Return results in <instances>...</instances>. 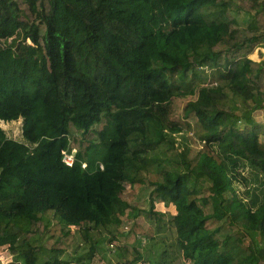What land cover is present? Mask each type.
I'll list each match as a JSON object with an SVG mask.
<instances>
[{
  "label": "trees",
  "instance_id": "obj_1",
  "mask_svg": "<svg viewBox=\"0 0 264 264\" xmlns=\"http://www.w3.org/2000/svg\"><path fill=\"white\" fill-rule=\"evenodd\" d=\"M256 110L264 0H0V121H21L18 138L0 127V264H94L140 214L149 226L118 264H264ZM98 124L66 165L74 132ZM126 183L148 190L147 209ZM75 235L90 245L79 262L57 246Z\"/></svg>",
  "mask_w": 264,
  "mask_h": 264
},
{
  "label": "rangeland",
  "instance_id": "obj_2",
  "mask_svg": "<svg viewBox=\"0 0 264 264\" xmlns=\"http://www.w3.org/2000/svg\"><path fill=\"white\" fill-rule=\"evenodd\" d=\"M234 16L236 17L238 23L241 26H245L247 23V17L244 15L242 11H238L234 13ZM252 58H257L256 54L252 56ZM254 118L256 121L261 122L264 120V115L261 110H256L254 113ZM193 120L192 117L186 118L184 123H190ZM20 126L21 121L16 120L12 122H4L0 121V127L5 131L6 135L8 137L12 138H18L20 136ZM101 124L95 125L93 132H90L85 137H82L78 132H74V135L72 136V153L75 152L78 149L82 150L86 146L87 139H94L96 140V135L94 134V131H97L100 129ZM179 132V131H178ZM175 133V137L178 142L183 143L184 137L186 136L185 130H180L181 133ZM261 140H264V135L260 136ZM122 198L126 201H128L130 204L136 205L140 209H147L148 207V190L144 188L139 189H133L131 185L128 183L125 184V191L122 194ZM155 209L162 212H168L170 214L175 213V208L173 205H163L162 203H155ZM168 215H166V220L168 219ZM146 217L144 214H140L136 217L134 220H123V230L125 232V237H122L119 241L116 240L112 241L113 247L111 248L109 245V241L106 238H104L103 242H100L99 245L96 247V253L95 256L92 259V262L94 264H118V259L120 258V253L117 248L121 245L125 244V246L128 248V252L132 253L133 247H134V241H135V233L143 231L147 229L149 224L146 221ZM74 229V228H73ZM182 234V238L180 235ZM189 238V234L185 228L182 230L179 229V236H178V244L181 247L180 251L185 253L186 250H189V246H187V241ZM51 239V240H50ZM49 240H43L45 242V247H49V245L53 244V238H50ZM100 239L97 234H93L92 238L90 239L92 243L96 240ZM183 239V240H182ZM58 247H63L65 252H70L72 254V258H74L76 261H78V256L83 255L89 248L88 241H83L82 238L79 237V235L72 236V238H63L61 241H58L57 243ZM49 253H47L45 250L42 251V254L40 253V257L47 258ZM64 256V255H63ZM10 255L5 254L3 256L2 262H7L10 259ZM119 257V258H118ZM83 259V258H82ZM186 258H183L182 256L174 261L176 264L184 263L188 264V261L185 260ZM79 262V261H78ZM135 264H152L150 260L146 259L140 262H137Z\"/></svg>",
  "mask_w": 264,
  "mask_h": 264
},
{
  "label": "built area",
  "instance_id": "obj_3",
  "mask_svg": "<svg viewBox=\"0 0 264 264\" xmlns=\"http://www.w3.org/2000/svg\"><path fill=\"white\" fill-rule=\"evenodd\" d=\"M73 161H74V152H70V153H67V152H64L63 153V162L68 165V166H71L73 164ZM82 166H86L85 163L82 164ZM101 167V165H100ZM5 254H0V261L3 259V256Z\"/></svg>",
  "mask_w": 264,
  "mask_h": 264
}]
</instances>
